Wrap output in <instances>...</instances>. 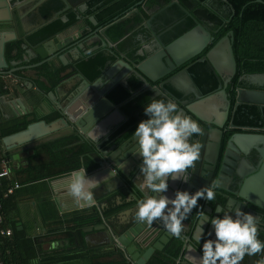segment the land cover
<instances>
[{"label":"water","instance_id":"obj_1","mask_svg":"<svg viewBox=\"0 0 264 264\" xmlns=\"http://www.w3.org/2000/svg\"><path fill=\"white\" fill-rule=\"evenodd\" d=\"M8 1L11 0H0V8L4 10L3 16H0V32H7L11 29L16 30V37L20 39L16 14L12 10V7H10ZM36 1L35 8L47 0ZM255 2L263 3L262 0H255ZM57 17L58 13L54 14L51 19L44 21L42 25ZM91 22L93 25L96 24L94 19H91ZM39 27L34 28L28 35L35 32ZM104 31L105 29L97 30V36L104 35ZM79 36L80 33H78ZM212 40L213 38H211L206 29L202 25L196 24L195 27L172 41L168 46L158 49V51L156 50L151 56L146 57L138 64H130L125 54L116 55L118 59L105 70L103 76L111 77L117 70L121 69H125L126 73L133 72L142 84L141 88L136 92H149L151 93V98H171L165 88L166 85L173 87L181 94V97L192 94L194 101L189 104L181 101V99L173 100L178 104L179 109L183 110L184 114L200 122L219 126L213 119H217L216 114L219 106H221V100L228 104L225 88L230 81V77L236 71V63L232 52L233 33L229 31L220 38L199 61L207 62L219 77H226L222 87L221 85L218 86V89H220L219 93H212L207 96L200 95L186 69H182L176 74L171 75L176 69L199 55ZM5 43L6 41L0 43V68L7 66L4 58ZM29 45L31 47L28 49L29 53L35 54L41 60L39 63L34 64L33 67L48 63L54 58H57L63 66H68L69 63L63 51V48L68 45L60 42L58 34L42 43ZM100 47H107L108 49L111 47L114 48L106 39H102ZM98 48V46H95L89 51L82 52L84 45L81 42H77L68 50H74L76 54H79V57H83ZM141 55H143V51ZM103 76L98 78L94 83H89L80 74L75 75L80 84L74 88L71 100H68L66 106L58 104V113L61 117L53 120L51 123H45L43 120L31 122L33 117L31 119L26 118L25 121H30V123L23 130L7 135L1 139L5 154L9 158L16 157L19 159V156H24L28 152L32 153L36 147L42 144H47L53 140L65 138L73 134L87 140L85 139L83 129L87 125L95 123L105 134L101 136L97 145L89 140L84 141L93 145L96 150L93 156L96 168L89 172L85 170V173L87 176L94 177L99 181L96 189L101 187L112 189L118 184L124 187L125 182L121 178V174L128 177L126 167L128 165L135 166L136 162L138 164L140 163L139 156L132 151L134 143L132 136L120 144H111L106 149L102 145L104 143L109 144V135L127 120L126 116L120 111V107L111 104L107 100L106 94L116 85H122L124 88H128V83L125 75H119L113 79L111 78L109 84H106L104 88H97L98 84L102 82ZM166 77L168 78L165 79ZM251 78L256 80L264 79V75L252 76ZM163 79L165 80L163 81ZM156 83L158 84L152 85ZM136 92L133 95L137 94ZM160 93L165 94V96H161ZM240 104L255 105L260 108L264 107V91L239 89L235 96V107ZM16 105L19 115L26 113L25 110H22L23 106L21 102L17 101ZM57 121L58 124L62 125L58 129L51 125ZM92 127H95V125H92ZM38 129L43 130V132H36ZM205 138L206 133L204 131L200 137V141H195L200 145V159L194 169L188 170L189 173L192 172L190 181L188 183H181L179 180L169 181L166 195L171 197L173 192L178 189L187 190L191 193L200 187L210 184L212 181H217L219 186L215 189L216 195L222 198L223 203L218 204L215 209H211L208 202L202 199H198L197 201L200 209L205 212L203 216L206 218L207 223H210L212 216L221 215L223 210H232L229 207L230 205L238 204L245 206L248 204L264 211V162L256 161L255 170L245 174L241 170V165L236 163L244 160L250 150L256 151L259 158H264V141H257L258 138L260 139L258 136L245 135L239 141L236 140L228 143L224 156L216 168L218 154L216 150L211 154L209 145L213 141H205ZM122 164L123 167H121ZM72 173L73 171L68 174L69 178ZM233 178L239 182L237 192H232L221 184ZM136 188L140 193L138 196L127 186V192L133 197L135 202L137 199L143 198L146 194L151 195L147 190L142 192L138 187ZM96 189H94V202L88 204L80 202V207L89 208L92 212L96 211ZM217 207L222 210L221 214L216 212ZM200 215L199 208H193L188 219L183 222L184 230L181 234L182 239H179V241L182 243L184 253L189 250L190 246L198 256L200 255V251L195 245L199 235ZM207 223L203 225L204 232L210 233L211 227ZM104 228L105 226L101 223L100 225L86 227L82 230L83 232H91ZM112 236V241L116 243L117 248L128 256L131 264H146L154 252L162 251L173 238V236L166 233L159 221H154L149 225L137 221L135 216L126 223V226L119 233H112Z\"/></svg>","mask_w":264,"mask_h":264},{"label":"crops","instance_id":"obj_2","mask_svg":"<svg viewBox=\"0 0 264 264\" xmlns=\"http://www.w3.org/2000/svg\"><path fill=\"white\" fill-rule=\"evenodd\" d=\"M8 2L16 14L20 39L16 37V30L11 29L7 32H0V43L6 41L4 58L7 64L5 68H0V134L3 131L5 132L2 134L1 139L23 130L30 123V121H25L26 118L31 119L33 117L31 122L43 120L45 123H51L53 120L60 118L58 104L66 106L68 100H71L74 88L80 84L70 69L61 72L59 82L58 75L57 79L51 81L42 76L39 70L36 69L45 64L53 71L58 70L60 67H67L60 64L57 58L43 65L33 67L41 60L28 51L31 48L29 44L35 41L33 36L36 31L28 35L33 30V18H35L33 21L37 22L36 15L35 17L29 15L32 1L11 0ZM3 11L0 8V16H3ZM78 33H80L78 29H70L59 35L60 42L68 45L63 48L66 60L70 61L72 54H74L73 50L68 49L75 42L81 40L83 36L80 34L78 37ZM24 38L29 44L26 41L24 42ZM97 40H101L100 36L93 35L85 40V43L87 45L92 41L97 42ZM111 77L103 78L97 88H104L107 80ZM36 81L42 84V89L35 84ZM17 101L21 102L22 110H25L26 113L19 115L16 108ZM51 125L56 129L62 127L58 124V121ZM36 132L40 133L43 130L38 129ZM63 144H65L64 141L58 144V139L53 140L36 147L32 153L28 152L24 156H19V159L16 157L10 158L11 176L18 180L22 186L15 193V199L12 201L14 206L4 212L5 224L11 229L14 228L17 234L13 235L10 240V249L13 250L14 248L15 250L17 247L16 256L22 255L28 264H131L128 256L117 248L116 243L112 241V233H119L134 216L136 202L127 192V186L137 196L140 195L139 190L136 188L142 182L138 162L135 166L128 165L126 167L128 177L121 174V178L125 182L124 187L118 184L112 189L104 187L96 189V211L92 212L89 208L80 207L79 203L67 194L68 174L70 172H62L65 169L63 166L58 168V165L48 162L47 153L52 149L50 146H54V151L58 152V145L63 146ZM111 144H114V142ZM94 155L95 153L90 154L93 161ZM26 173L30 176H42L44 178L25 184L23 178L27 176ZM105 211H111V214L106 218H102L101 223L105 226L104 229L83 232L82 228L81 234L76 236L77 239H71L73 243L70 247L67 246V240L65 239L68 238L69 242L71 233L65 232L62 227L73 226L72 224H65L67 219L86 217L93 213H97L99 217H102ZM92 226L96 225L86 227ZM56 229L60 232H56ZM52 231L55 232L51 233ZM203 238L212 237L205 236ZM195 245L200 251L199 244L196 243ZM52 247L55 251L50 252ZM18 249L21 253L18 252ZM40 249L43 252H40ZM68 253H80L81 256L64 261L61 255ZM32 254L33 256H31ZM57 254V260H46L49 255L55 257ZM187 255L199 257L195 251L190 252L188 250L184 253L182 243L179 239L173 237L162 251L154 252L146 264H188Z\"/></svg>","mask_w":264,"mask_h":264},{"label":"clouds","instance_id":"obj_3","mask_svg":"<svg viewBox=\"0 0 264 264\" xmlns=\"http://www.w3.org/2000/svg\"><path fill=\"white\" fill-rule=\"evenodd\" d=\"M137 39L141 37L138 36ZM155 43V40H142L145 49L151 48ZM160 95L165 96L163 93ZM142 111L145 118L137 123L132 132V151L140 158L138 169L142 182L138 187L151 195L146 194L136 200L135 219L149 225L159 221L167 234L182 239L183 222L188 219L193 208H199L201 223L197 243L200 255H187L188 264H243L246 256L264 253V240L259 238V218L251 212L242 211L239 205L234 210H223L222 214V210L217 207L216 212L221 215L212 216L210 223H207L203 216L205 212L200 209L197 201L214 200L215 189L219 186L217 181L191 193L178 189L171 197L166 195L169 181H190L192 172L189 173L188 170L194 169L200 159V145L191 140V137L199 136L202 129L171 98H151L143 105ZM83 131L85 139L95 145L105 134L95 123L87 125ZM98 182L94 177L87 176L85 169L74 170L67 184V194L77 203H93L94 189ZM205 223L210 225V233L204 232ZM205 236L212 238H203ZM189 251L195 250L189 246ZM255 264H264V258H260Z\"/></svg>","mask_w":264,"mask_h":264},{"label":"trees","instance_id":"obj_4","mask_svg":"<svg viewBox=\"0 0 264 264\" xmlns=\"http://www.w3.org/2000/svg\"><path fill=\"white\" fill-rule=\"evenodd\" d=\"M137 1L139 0H104L103 6H97L94 9L90 8L85 13V18H87L88 15L93 14L95 20L97 21V25L107 27L105 35L108 40L110 42H116L132 28L129 23H137L140 21V18L136 16L134 18L125 19L118 22H113V18L115 16L122 15L131 5ZM164 1L169 2L170 0ZM262 1L263 3L255 2V0H178L179 4L190 13L188 19L189 23L187 24L188 29L192 28L197 23L200 25L204 24V22L213 23L214 28L217 29V34L214 36V42L229 31L233 33L232 51L237 70L232 81L236 83V85L238 84V75L241 72H244L245 74L264 73V0ZM156 2L157 0H148L147 4ZM59 7H61V5L59 6L58 3L57 7L48 8L46 10L45 16L50 17L52 12L59 9ZM139 10L141 11V8H139ZM65 14L68 19L66 22H63L61 19H56L46 25L44 28L37 30L33 36L35 41H33L31 44L34 45L42 43L56 36L57 34L62 33L64 30H66V28H68V26L77 22L73 12H67ZM86 22L91 25L88 20H86ZM91 27L95 26L91 25ZM118 47L120 48L121 45ZM116 55L117 54L112 55L110 51L106 49H100L92 55H89L88 57L83 58L79 62L75 63L74 71L81 74L88 82L93 83L99 78L104 69L117 60ZM129 56L133 58L132 54ZM139 59L140 58H137L135 61L137 62ZM68 68L69 67H60L58 70L53 71L50 70L47 64H45L36 69L39 70V73L42 74V76L51 81L57 79L58 75L59 82V76L61 72ZM190 73L193 82L202 91L203 95H208L209 93L213 92L219 84L218 78L215 76V74L208 72L203 63H195L191 67ZM127 83L128 88H124L122 85H116L106 95L107 100L111 104L119 106L122 112L129 117L128 121L123 124L112 136L115 137L123 133L117 138V141H124L132 136V132L134 131L137 123L141 119L145 118L142 111L143 105L147 104L151 99V93L149 92H140L139 94L136 92L141 88L142 85L138 78L132 76L127 80ZM35 84H37L40 88L42 86L39 81H36ZM135 92L137 94L133 95ZM227 92L231 96L232 106L235 92L234 90L229 91L228 88ZM241 106L245 107L247 110L242 113L240 123H252L249 118V114L253 113L254 106L249 104H241ZM4 133L5 132L3 131L2 134ZM2 134H0V137H2ZM61 141H64L65 144H63V146L58 145V152L54 151V146H50L52 147V151L50 150L47 153L48 162L58 165V168L63 166L65 169L62 172L65 173L81 168H85V170L89 172L96 168V165L90 156L93 151L91 144H88L87 142L81 143L78 137L75 135L58 139V144ZM66 141L68 142L66 143ZM26 174L27 176L23 178L25 184L42 180L44 178L42 176H30L28 173ZM12 181H17L20 183L14 178H12ZM16 192L17 191H15V193ZM15 193L3 201L4 212H7L9 208L14 206L12 201L15 199ZM112 212H114V210H112ZM110 214L111 211H105L102 214V217H99L97 213H93L86 217L69 218L65 221V224H72L73 226L68 225L62 227V230L67 233H74L76 231V233L71 238H69V242L71 244L73 243L71 239H77L76 236L77 234H81L82 228L90 225H97L101 223L102 218H106ZM14 230L15 229L13 228L12 231L13 235L15 236L17 234ZM55 231L60 232L58 229ZM55 231H52L51 233ZM9 245L10 242L7 244L8 248H10ZM16 248L15 250L14 248L13 250L10 249L11 256H9L8 259H5V261L8 260L7 264H28L26 260L23 259L24 257H22V255L16 256ZM18 252H20V250ZM31 256H33V254ZM77 256H81L80 253H68L61 255V257L64 258V261L77 258ZM57 259L58 254L55 257L49 255L46 260L53 261Z\"/></svg>","mask_w":264,"mask_h":264},{"label":"flooded vegetation","instance_id":"obj_5","mask_svg":"<svg viewBox=\"0 0 264 264\" xmlns=\"http://www.w3.org/2000/svg\"><path fill=\"white\" fill-rule=\"evenodd\" d=\"M31 1H32V4H31L29 15H34V17L36 15V19H37V22L33 21L35 18H33L32 20L33 29L41 25L37 29V30H40L56 19H61L63 22H66L68 19L65 13L73 12L75 14V18L77 19V22L68 26V28H66V30H64L63 32L70 30V29H78L80 31V34L83 36L81 40H79L78 42H81V44L84 45V49L82 50V52L89 51L95 46L99 47L97 50L91 52L87 56L79 57L78 56L79 54H76L75 52L74 54H72L71 60L70 61L67 60L69 63L67 67H69L68 69H70V71L74 75L79 74L78 72L74 71L75 63L79 62L83 58L88 57L89 55H92L93 53H95L96 51L100 49H106L110 51L112 55L125 54L126 59L130 62V64L135 65V64L142 62L146 57L151 56L156 50L158 51V49L168 46L170 43H172V41H174L175 39H177L184 33L188 32L190 29L195 27L193 26L192 28H189V29L187 28V24L189 23L188 19H189L190 13L189 11L184 9L179 4L178 0H170L169 2H166L164 0H157L156 3H152V4H147L148 0H139L133 5H131L122 15L115 16L113 18L114 20L113 22H118V21L125 20V19H131L136 16L140 18V21L137 23H131V22L129 23L132 26V28L122 38H120L116 42H110L104 33V35L100 36L101 40H97V42L92 41L86 45L85 40L92 37L93 35H97V32H96L97 30L105 29L104 32H106L107 27L97 25V21L95 20L93 14L88 15L87 18H85V13L90 8L94 9L97 6H103L104 0H65V1L64 0H47L45 3H42L40 6H37V8H35V4L37 1L36 0H31ZM58 3H59V6L61 5V7H59V9L52 12L50 17L45 16L46 10L48 8L57 7ZM67 7L68 9H66ZM139 8H141V11L139 10ZM56 13H58L57 18L52 19L48 23L42 25L44 21L51 19ZM63 18H65V20H63ZM91 19L95 20L96 22L95 25H93V23L91 22ZM86 20H88L91 23V25L95 27H91V25H89L86 22ZM201 25L206 29V31L210 34L213 40L206 46V48L199 55L196 56L197 58L196 57L192 58L191 60L194 59L193 61L189 60L188 62L183 64L181 67L176 69L171 75L176 74L182 69H186L189 76L192 79V76L190 73L191 67L195 63H203L208 72H212L213 74H215V76L218 78V81H219L218 86L221 85L222 87L223 81L225 80L226 77L225 76L223 78L219 77L207 62H199L201 58L205 56L207 51L220 39L219 38L214 42V39H215L214 36L217 34V29L214 28L213 23L204 22V24H201ZM138 36L141 37V39H137ZM102 39H106V41L109 44L113 45L114 48L111 47L110 49H108L107 47H100ZM142 40L143 42H151L155 40L156 43L151 48L145 49L142 45ZM119 45H121L120 48L118 47ZM142 51H143V55H141ZM129 53L132 54L133 58L129 56L130 55ZM137 58H140V59L136 62L135 59ZM113 63H111L108 67H110ZM60 64L62 63L60 62ZM106 69L103 70L99 78L103 76ZM236 70H237V66H236ZM235 74H236V71H235ZM235 74L230 77V81L227 83V86L225 88L226 99H227L228 104L221 100V106H219L217 114H216L217 119H213V121H215L219 126H214L211 123H203L191 117L192 119L198 122V124L200 125L202 129V133L205 131L206 133L205 141H213V143H210L209 149L211 151V154L215 150L218 154V160L216 161V168L220 164L222 157L224 156V153L226 151V146L228 145V143H232L233 141H236V140L239 141L245 135L246 136H249V135L258 136L260 137V139L258 138L257 141H264V107L260 108V107L253 105L254 106L253 113L249 114V118L252 123H249V124L240 123L241 115L247 109L245 107H242L241 104L235 107V96H236V92L239 89L264 91V79L256 80V79L251 78L252 76L264 75V73L245 74L244 72L243 73L241 72L237 78V83H238L237 85L236 83L232 81V79L235 77ZM119 75H125L127 80L132 76L137 78V76L134 75L133 72L126 73L125 69L117 70V72L111 78L113 79L114 77L119 76ZM168 77H166L165 79H167ZM103 78H108V77L103 76ZM110 79L107 80V83H106L107 85L111 81ZM165 79H163V81ZM157 84L158 83L152 84V85H157ZM218 86L215 88L213 92L209 94L219 93L220 89H218ZM165 88L169 92L172 99H175V100L181 99V101H184L188 104L194 101V97L192 94H188L185 97H181V94L178 91H176L173 87L166 85ZM227 88L229 89V91L234 90L235 92V95L233 97L234 102L232 106H231V96L230 94H228ZM197 89L200 95L207 96V95H203L202 91L198 87ZM139 93L140 92H138V94ZM120 111L122 110L120 109ZM125 116L127 120L109 135L108 141L110 142V144L112 142H114V144H120L123 142V141H117V138L123 133L115 137H112V136L123 124H125L128 121L129 117L127 115ZM202 133L199 136L193 135L191 137V140L200 141V137ZM73 135L77 136L81 143H83L84 141H87L76 134H73ZM110 144L104 143L102 147L106 148ZM91 146L93 147L92 153L93 154L96 153L94 146L93 145ZM228 151H230V149H228ZM226 159L228 158L226 157ZM256 161H261L263 163L264 158H259L256 151L250 150L247 157L244 160L238 161L236 163L237 164L239 163L241 165V170L245 174L252 170H255ZM221 184L232 192H235V191L237 192V189L239 188V182L235 180L234 178L232 180H229L228 182H222ZM222 203H223L222 198H219L216 195V198L212 201H209L208 205L211 207V209H215V207L218 204H222ZM236 205L238 204L230 205L229 207H231L232 210H234ZM239 206L242 211L251 212L259 218L260 220L259 238L261 240H264V211L257 209L256 207L248 205V204H246L245 206H242V205H239ZM70 233H71L70 234V238H71L74 235V233L73 232H70ZM65 240H67L66 241L67 246L70 247L71 244L68 242V238H66ZM41 251L42 249H40V252ZM53 251H55V249H53L52 247L50 249V252H53ZM260 258H264V253L260 254L259 256L258 254H254L252 257L246 256L243 264H255V262L258 261Z\"/></svg>","mask_w":264,"mask_h":264},{"label":"built area","instance_id":"obj_6","mask_svg":"<svg viewBox=\"0 0 264 264\" xmlns=\"http://www.w3.org/2000/svg\"><path fill=\"white\" fill-rule=\"evenodd\" d=\"M21 187L20 183L12 181L10 159L5 154L0 137V264H7L8 260L5 261V259L11 256V250L7 244L13 236L12 229L5 224L3 201Z\"/></svg>","mask_w":264,"mask_h":264}]
</instances>
